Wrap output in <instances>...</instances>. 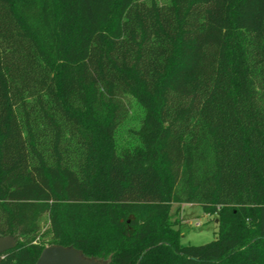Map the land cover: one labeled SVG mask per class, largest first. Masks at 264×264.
<instances>
[{
	"label": "trees",
	"instance_id": "trees-1",
	"mask_svg": "<svg viewBox=\"0 0 264 264\" xmlns=\"http://www.w3.org/2000/svg\"><path fill=\"white\" fill-rule=\"evenodd\" d=\"M172 203L215 237L182 244ZM43 214L108 264H264V0H0V264H34Z\"/></svg>",
	"mask_w": 264,
	"mask_h": 264
},
{
	"label": "rangeland",
	"instance_id": "rangeland-1",
	"mask_svg": "<svg viewBox=\"0 0 264 264\" xmlns=\"http://www.w3.org/2000/svg\"><path fill=\"white\" fill-rule=\"evenodd\" d=\"M159 3H164L165 0H157ZM139 111L136 107L131 106L128 112L125 123L120 128L123 140L128 137L127 130L138 126ZM168 221L172 228L177 230L180 236L179 241L182 244L198 245L211 241L215 237L217 230V215L204 213L201 208L191 203H172L168 212ZM196 223H200L196 226ZM73 226V225H72ZM69 229L72 232L76 226ZM39 233L41 237L35 241H43L48 245L49 238V222L47 215L43 214L38 219ZM129 232V228L126 227ZM77 231V229L75 230ZM83 233L87 236L89 244L94 247L112 243L116 235L115 227L106 220V218L90 219L86 218Z\"/></svg>",
	"mask_w": 264,
	"mask_h": 264
},
{
	"label": "water",
	"instance_id": "water-1",
	"mask_svg": "<svg viewBox=\"0 0 264 264\" xmlns=\"http://www.w3.org/2000/svg\"><path fill=\"white\" fill-rule=\"evenodd\" d=\"M16 239L13 236H0V261L2 253L13 248ZM110 258L100 259L85 256L72 245L50 244L43 247L34 264H108Z\"/></svg>",
	"mask_w": 264,
	"mask_h": 264
},
{
	"label": "built area",
	"instance_id": "built-area-1",
	"mask_svg": "<svg viewBox=\"0 0 264 264\" xmlns=\"http://www.w3.org/2000/svg\"><path fill=\"white\" fill-rule=\"evenodd\" d=\"M200 223H196V226H198Z\"/></svg>",
	"mask_w": 264,
	"mask_h": 264
}]
</instances>
